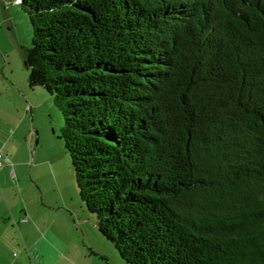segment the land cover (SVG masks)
<instances>
[{"label":"trees","instance_id":"trees-1","mask_svg":"<svg viewBox=\"0 0 264 264\" xmlns=\"http://www.w3.org/2000/svg\"><path fill=\"white\" fill-rule=\"evenodd\" d=\"M87 209L128 264H264V0H18Z\"/></svg>","mask_w":264,"mask_h":264},{"label":"rangeland","instance_id":"rangeland-1","mask_svg":"<svg viewBox=\"0 0 264 264\" xmlns=\"http://www.w3.org/2000/svg\"><path fill=\"white\" fill-rule=\"evenodd\" d=\"M0 20V53L28 82L23 50L32 45L28 15L18 1L0 0ZM30 89L33 95L27 104L32 109L28 115L25 113L26 118L14 112L11 118L7 116L12 126L17 123L16 129L9 123H0L1 162L5 165L10 159L11 164L9 168H0V264H14L17 256L21 264H63L68 256H75L77 264H128L113 242L100 233L96 215L80 197L62 138L64 118L54 97L41 87ZM11 131L13 137H7L11 144L5 146L2 141ZM32 134V148H27L28 152L25 139H31ZM37 148L39 159L45 160L42 166L36 163ZM28 154L27 166L17 167L16 162ZM25 217L30 222L40 219L42 223L22 229L19 220ZM50 220L51 232L59 240L38 242L39 233Z\"/></svg>","mask_w":264,"mask_h":264},{"label":"crops","instance_id":"crops-1","mask_svg":"<svg viewBox=\"0 0 264 264\" xmlns=\"http://www.w3.org/2000/svg\"><path fill=\"white\" fill-rule=\"evenodd\" d=\"M15 1H18V0H15ZM1 23L2 22L0 20V26H1ZM31 95H33V94H32V90L29 87V83L27 81H24V78L22 77V75L19 76L17 74L16 69L12 65L11 61L7 60L0 53V123H3L5 125L8 123L10 124V119L7 116H9L11 118L12 112L21 114L22 119L26 118L25 113H27V115H28L29 111H31V109H32V108L30 109V106L27 104ZM10 127H14L16 129L17 123L15 124V126H14V124L12 126V123H11ZM7 137L8 138L13 137L12 131H11V133L8 132L7 136L2 141V143L5 146H8L9 143L11 144V141H9ZM25 142H26V144H28V145H25L26 151H27L28 150L27 148H29V149L32 148L33 134L31 136V139L30 138L25 139ZM36 143H38V139H36ZM28 152H29V150H28ZM35 154H36V156H38V160L36 162L37 165L42 166V164L45 163V160L39 159V154H40L39 148L36 149ZM11 156H12V159L14 160L13 154H11ZM28 156H29V154L25 155V156L23 155L21 157V159L16 162L17 167L18 166H21V167L25 166L26 167L28 164V161H29ZM9 163H10V159L7 160V163L5 165L2 163L0 168H2V170L9 168L11 165ZM19 221H20V224H22L21 225L22 229H26L28 227H34V224H35V227H36V225L38 227L39 224L42 223L40 219H37L36 222H30V221H28L27 217H25L24 219H20ZM52 226H53V220H50L49 224L44 225V231H41L38 235V239H37L38 242H39V240H42V239L43 240L46 239L47 241H51V242L53 241V239L59 240L58 235L51 232ZM25 236L27 237V235H25ZM36 251H37V248H36ZM12 256H13V258H15L14 254ZM18 257L19 256H17V258H15L16 260H15L14 264H16V263L21 264L22 263V261H20L18 259ZM62 258H63L62 254L59 253V259L62 260ZM65 262L66 263H63V264H77V260H76L75 256H68L67 261H65Z\"/></svg>","mask_w":264,"mask_h":264},{"label":"built area","instance_id":"built-area-1","mask_svg":"<svg viewBox=\"0 0 264 264\" xmlns=\"http://www.w3.org/2000/svg\"><path fill=\"white\" fill-rule=\"evenodd\" d=\"M1 158H2V153H0V165L2 164Z\"/></svg>","mask_w":264,"mask_h":264}]
</instances>
